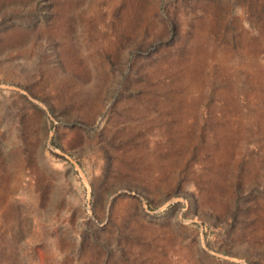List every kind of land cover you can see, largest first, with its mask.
<instances>
[{"label":"rangeland","instance_id":"1","mask_svg":"<svg viewBox=\"0 0 264 264\" xmlns=\"http://www.w3.org/2000/svg\"><path fill=\"white\" fill-rule=\"evenodd\" d=\"M0 264H264V0H0Z\"/></svg>","mask_w":264,"mask_h":264}]
</instances>
